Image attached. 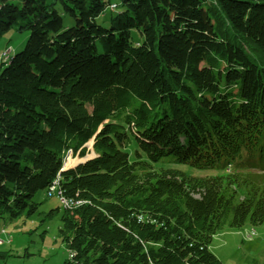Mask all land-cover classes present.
<instances>
[{
  "label": "trees",
  "instance_id": "trees-1",
  "mask_svg": "<svg viewBox=\"0 0 264 264\" xmlns=\"http://www.w3.org/2000/svg\"><path fill=\"white\" fill-rule=\"evenodd\" d=\"M12 28L0 225L55 179L62 264H223L217 231L264 225V0H0Z\"/></svg>",
  "mask_w": 264,
  "mask_h": 264
},
{
  "label": "rangeland",
  "instance_id": "rangeland-1",
  "mask_svg": "<svg viewBox=\"0 0 264 264\" xmlns=\"http://www.w3.org/2000/svg\"><path fill=\"white\" fill-rule=\"evenodd\" d=\"M118 1L111 0L113 3ZM116 10V8L112 10L108 7L104 17L108 18ZM26 39V33H19L16 28H12L0 39V52L5 47H10V54H13L24 47ZM3 67L4 65L0 63V70ZM87 146L89 153L84 158L93 154L91 144L88 143ZM71 158L76 160L73 164L83 159L79 156H71ZM178 167L193 175L214 173L187 165H178ZM34 201L40 202L36 213L5 223L4 226L11 237L7 235L9 241L0 245V251L8 252V256H0V264H62L63 258L68 257L58 237L63 205L57 197H47L45 192L37 193ZM57 207L58 210L53 214H47L50 209ZM252 228L255 229V234L249 237V231ZM0 235L4 236V234ZM209 249L223 264H264V225L252 227L245 224L239 229L225 227L212 236Z\"/></svg>",
  "mask_w": 264,
  "mask_h": 264
},
{
  "label": "bare ground",
  "instance_id": "bare-ground-1",
  "mask_svg": "<svg viewBox=\"0 0 264 264\" xmlns=\"http://www.w3.org/2000/svg\"><path fill=\"white\" fill-rule=\"evenodd\" d=\"M8 57V50L7 51H4L2 53H0V59H6ZM90 144H91V141H90ZM71 151L69 150L66 154V158H65V165L66 166H71V165H74L73 163L76 161L74 158H71ZM71 158V159H70ZM69 160V161H68ZM53 185H54V192H53ZM53 192V196L57 197L60 201V203L63 205V207H71L75 204H77L76 201L70 199V198H67L63 193L62 191L60 190L59 186H58V180H54L52 182L51 185H49L45 191V195L47 197H50L51 196V193ZM1 227L2 225L0 226V234L2 233L1 231ZM255 234V229L252 228L250 231H249V237L253 236ZM3 240L0 238V242H2ZM71 254L68 255V258H71Z\"/></svg>",
  "mask_w": 264,
  "mask_h": 264
},
{
  "label": "crops",
  "instance_id": "crops-1",
  "mask_svg": "<svg viewBox=\"0 0 264 264\" xmlns=\"http://www.w3.org/2000/svg\"><path fill=\"white\" fill-rule=\"evenodd\" d=\"M3 227H4V229H5V232H3V233H1V234H4V236L2 237L1 235H0V238L3 240L2 241V243H0V245H3L4 244V242H8L9 241V237H11V236H9L8 234H9V231L6 229V227L3 225V224H1ZM0 225V226H1ZM9 237H8V236ZM8 237V238H7ZM11 239V238H10ZM65 260V258H63V261Z\"/></svg>",
  "mask_w": 264,
  "mask_h": 264
},
{
  "label": "built area",
  "instance_id": "built-area-1",
  "mask_svg": "<svg viewBox=\"0 0 264 264\" xmlns=\"http://www.w3.org/2000/svg\"><path fill=\"white\" fill-rule=\"evenodd\" d=\"M70 154H71V153H70ZM53 192H54V185H53ZM53 192L51 193V196H53ZM51 196H50V197H51ZM1 231H2V233L5 232V229H4L3 226L1 227Z\"/></svg>",
  "mask_w": 264,
  "mask_h": 264
},
{
  "label": "water",
  "instance_id": "water-1",
  "mask_svg": "<svg viewBox=\"0 0 264 264\" xmlns=\"http://www.w3.org/2000/svg\"><path fill=\"white\" fill-rule=\"evenodd\" d=\"M68 167H70V166H66V168H68Z\"/></svg>",
  "mask_w": 264,
  "mask_h": 264
}]
</instances>
